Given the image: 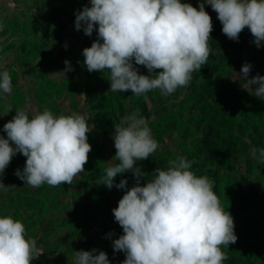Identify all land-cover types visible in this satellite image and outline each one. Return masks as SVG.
I'll list each match as a JSON object with an SVG mask.
<instances>
[{
  "label": "rangeland",
  "instance_id": "rangeland-1",
  "mask_svg": "<svg viewBox=\"0 0 264 264\" xmlns=\"http://www.w3.org/2000/svg\"><path fill=\"white\" fill-rule=\"evenodd\" d=\"M181 2L198 7L200 0ZM86 5L90 0H0V72L7 70L12 77L11 94L0 92V130L15 110L29 117L45 109L56 116L76 113L95 125L88 133L92 151L85 171L72 185H24L14 175L26 161L19 153L3 174L8 188L0 189V216L21 220L45 253L31 264H72L74 251L93 248L106 252L111 264L125 259L112 247L123 230L111 211L125 190H109L98 179L109 163L118 162L110 161L116 152L114 125L133 112L146 118L159 145L137 162L144 173L141 185L154 177L157 167H169L170 160L192 161L191 170L214 181V192L234 219L238 239L224 249L228 259L223 264H264V163L253 154L264 147V100L245 90L247 82L236 74L248 62L253 66L249 79L264 76V50L252 42L247 28L238 42L227 38L217 13L206 4L213 22L211 52L189 86L171 95L159 90L139 97L131 90L110 92L106 71L89 73L83 66L82 50L97 39L95 31L89 37L74 26L76 11ZM65 60L73 70L64 71ZM137 67L140 74H149ZM0 135L6 138L3 131ZM121 179L128 188L135 183L130 172L118 174L115 183ZM109 232L114 233L111 239Z\"/></svg>",
  "mask_w": 264,
  "mask_h": 264
},
{
  "label": "clouds",
  "instance_id": "clouds-1",
  "mask_svg": "<svg viewBox=\"0 0 264 264\" xmlns=\"http://www.w3.org/2000/svg\"><path fill=\"white\" fill-rule=\"evenodd\" d=\"M206 4L217 13L227 38L238 42L247 28L256 47L264 46V0H200L198 7L181 0H90V6L76 11L74 21L77 31L89 37L97 34L82 50L83 66L89 73L106 71L110 92L131 90L139 97L159 90L171 95L189 86L192 74L207 64L211 52L213 22ZM64 63L65 72L73 70L70 61ZM137 66L149 74H140ZM252 67L244 62L235 73L247 82L245 90L264 100V76L257 73L249 79ZM0 92H12L7 70L0 72ZM15 112L0 130L6 133V138L0 135V189L7 190L3 174L18 153L26 161L14 175L24 185L33 189L72 185L85 171L92 151L88 133L95 125L76 113L56 116L45 109L29 117L24 110ZM112 139L116 152L110 161L118 162L109 163L98 183L109 190H125L111 210L123 230L112 240L114 252L125 255L121 264H223L228 259L224 249L238 237L231 213L213 190L214 181L198 176L191 170L192 161L179 157L166 169L157 167L142 186L144 173L137 162L148 159L159 145L138 112L114 125ZM253 154L264 163V147L253 149ZM126 172L135 179L130 188L126 179L115 183L117 175ZM113 235L109 232L107 238ZM43 254L21 220L0 216V264H31ZM72 264L111 262L106 252L93 248L74 251Z\"/></svg>",
  "mask_w": 264,
  "mask_h": 264
},
{
  "label": "trees",
  "instance_id": "trees-1",
  "mask_svg": "<svg viewBox=\"0 0 264 264\" xmlns=\"http://www.w3.org/2000/svg\"><path fill=\"white\" fill-rule=\"evenodd\" d=\"M261 51H263L264 50V47H261V49H260Z\"/></svg>",
  "mask_w": 264,
  "mask_h": 264
}]
</instances>
